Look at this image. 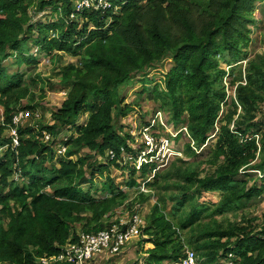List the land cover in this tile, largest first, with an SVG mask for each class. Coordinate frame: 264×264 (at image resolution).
<instances>
[{
  "label": "trees",
  "instance_id": "obj_1",
  "mask_svg": "<svg viewBox=\"0 0 264 264\" xmlns=\"http://www.w3.org/2000/svg\"><path fill=\"white\" fill-rule=\"evenodd\" d=\"M74 5L0 0V264H72L43 258L119 224L113 219L120 208L141 214L152 197L134 264H173L187 249L198 264H264V223L221 218L236 217L264 192V49L253 57L246 51L258 22L264 47V0L131 1L118 13L88 10L76 19ZM45 12L49 21L39 20ZM29 42L52 60L63 52L80 59L61 69L60 83L71 89L50 120L37 117L44 105L33 94L35 80L20 71L38 61ZM14 54L18 69L10 73L6 60ZM166 60L163 81L149 78ZM137 76H145L143 85L127 103ZM148 103L174 128H188L184 157L155 173L156 163L127 161L148 145L136 144L124 122ZM20 112L28 116L16 124ZM143 122L156 138L165 129ZM11 127L18 145L5 135ZM61 144L65 156L54 163ZM112 166L130 168L127 185L139 188L124 190ZM97 176L106 186L85 189ZM109 252L91 264H114L121 252Z\"/></svg>",
  "mask_w": 264,
  "mask_h": 264
},
{
  "label": "rangeland",
  "instance_id": "obj_2",
  "mask_svg": "<svg viewBox=\"0 0 264 264\" xmlns=\"http://www.w3.org/2000/svg\"><path fill=\"white\" fill-rule=\"evenodd\" d=\"M78 2V0H75V3ZM81 17V16H80ZM51 18V14H48L47 12H45L42 16H38L39 20L42 21H49V19ZM261 24L258 22L257 24L251 26L252 29V37H253V42L251 44V46L246 50L247 53L249 54L250 57H253L255 55V53L257 52H261L264 47L261 45L260 39H257V37L259 38L260 35V30H261ZM55 31L51 30L50 34H53ZM259 32V33H258ZM29 48H31V54H34V56L37 58V63L30 65H25L22 64L21 67V72L25 73L26 75V80L30 81L31 79L35 80V85H34V95L37 98V101H42L43 105H44V109H40V112L37 113V117L41 118L42 116L44 117V119H51V116L58 112L59 108H61V105L63 103V101L67 98L71 86L70 85H64L60 83L61 77H62V72L61 69L62 67L66 66L68 63H75V64H79L80 59L78 57H74L66 52L61 53V58L59 59H54L52 60L50 55H46V53L44 51L41 50V48L39 46H35L32 42H29ZM19 60V59H18ZM17 63H19L17 61V56L14 54L13 57L9 58L6 60V64L8 66V71L10 73H12V71H16L18 69V66L16 65ZM236 65V64H235ZM171 66V62L170 60H166L163 62V64H160L158 66L157 69L151 71L149 73V78H155V82H161L164 79V75L165 72H163V70H167L169 69ZM223 67L228 66V64L226 63H222ZM141 77V78H140ZM145 76H137L135 79V83L131 84V86L129 87L128 90V94H127V103H131L135 98H136V90L141 87L143 85V79ZM154 82V83H155ZM226 82H227V91L229 94H232V88L229 85V81L226 78ZM148 87H150V89H152L153 84H150ZM153 105L151 104H146L144 106V109H142V111L138 108L137 110H135L134 112H132V114H130L129 116V120L127 122H124V129H131V134L135 137V143L137 142V140H144V142H153L152 141V136L151 134L147 131V125L144 124L143 121H149L152 122L155 119V113L154 110L152 108ZM28 115V112H20L19 113V117H26ZM143 115H147V117L145 119H143ZM89 116V114H83L80 116L81 122L79 124H81L83 121L87 120V117ZM18 117V116H16ZM262 116L260 115V118ZM165 118V116H164ZM166 120V118H165ZM165 123V121H164ZM176 129L173 127V125L171 124H167V127H165L164 130L162 131H156L155 135H157V138L155 137V139L159 140V141H170L171 144L174 145V147L176 149H178L180 152L183 153L184 150V146L185 143L187 142V139L184 137L183 134H181L179 136V138L176 140H174L173 136L171 135V133L175 134L176 133ZM74 131L72 130V132H65L66 135H71ZM157 133V134H156ZM6 137L8 138H13L14 136V127L8 128L7 131L5 132ZM64 135V133H63ZM76 135V133H75ZM146 138V141H145ZM47 139V137H46ZM14 141V139H13ZM141 142V141H140ZM139 142V143H140ZM138 144V143H136ZM147 144V143H146ZM62 145V144H61ZM58 145L55 148L56 151V157L55 160H53L54 163H57V160L62 157L65 156L64 154V148L63 146ZM5 150V149H4ZM3 151V149H2ZM161 151V149L155 148V151L152 150L151 147H148V150L145 152L143 150H139L138 153L139 155L135 154V158L134 159H129L130 156L127 157V161H129L130 165H139V163H141L140 161H142L143 159L141 158L142 155H144L145 153H149L151 152L152 155H156L157 153H159ZM4 152V151H3ZM184 157V155H183ZM105 158H103L101 160V162H104ZM125 162H123L124 164ZM157 165H160V162L157 161ZM130 168H125V167H111L110 173L113 177L116 178L118 183H124V190H128L130 192V194H132L134 191H136L139 187L135 186V187H129L127 185V183L129 182L128 180H130L129 178V171ZM149 177V175H148ZM13 181H17L18 180H13ZM106 186L105 184V177H98L96 179V182L94 184V186L92 188H90L89 185L85 186V189L88 190H93L96 191V189H102ZM143 187V186H142ZM107 192L105 191H100L98 193V195H106ZM220 193L217 192L215 193L213 196L216 199H219ZM134 196V195H133ZM212 197V195H210ZM156 198L152 197L145 205H143V208L141 210V214L140 217H142L143 219V225L145 224V215L148 213V211H150L152 205L155 203ZM206 203L208 202V199L205 200ZM232 213H229L228 215H226L227 217H221V218H225L231 221H235L238 223H241V225L243 226H247V223H249L250 219H252V221L254 222L255 225H262L264 223V192L262 193L261 196L259 197H255L253 198L251 201H249V204L247 205V207H245V209L241 210L238 212V215L232 216ZM131 216L130 213L127 212L125 209L120 208L117 213H116V217H114L113 220H119L120 222L123 220L129 221L131 220ZM140 236L138 238H135L132 241H129L123 248L121 251V254L117 255L118 257L113 258L114 260V264H134L135 261L137 260L139 254H137L136 250L138 248L137 247V243L140 240ZM146 247V246H145ZM191 250V249H190ZM109 252V251H106ZM105 252V253H106ZM109 254H111L109 252ZM145 256V254H144Z\"/></svg>",
  "mask_w": 264,
  "mask_h": 264
},
{
  "label": "built area",
  "instance_id": "obj_3",
  "mask_svg": "<svg viewBox=\"0 0 264 264\" xmlns=\"http://www.w3.org/2000/svg\"><path fill=\"white\" fill-rule=\"evenodd\" d=\"M131 1H140L145 2V0H78V2L74 5V11L71 14L73 18H79L85 11L94 10V11H101L103 13L107 11H112L113 13H118L122 10L124 5ZM15 118V123L19 124L21 118L19 115ZM28 116V115H27ZM156 121L154 120L152 125H156V123H161L164 127H167V121L164 118V114L161 112L156 113L155 116ZM165 121V123H164ZM149 128H147L148 131ZM176 130V133L171 135L173 136L174 140L178 139L181 134L185 135L188 134V128L186 126H182ZM149 132V131H148ZM150 133V132H149ZM66 135V133H64ZM152 136V135H151ZM185 137V136H184ZM258 139H260L259 134L256 135ZM14 144L18 145V132L17 129L14 127ZM47 139L49 137L47 136ZM146 140V138H145ZM152 143L150 142L147 145L151 147L153 151L155 148L161 149L159 153L156 155H152L151 152L145 153L141 156L143 159L140 161L138 168H140L144 163H157L160 162V165L154 169V173L161 168L167 166L172 158L175 157H183V153L180 152L178 149L171 144L170 141L166 140L159 141L152 136ZM64 147V145H61ZM148 147L145 149L148 150ZM192 147L195 148L194 143ZM197 150V148H195ZM204 149L201 148L198 152H201ZM144 150V152H145ZM66 152V148H64V154ZM261 177L264 176V173L258 171ZM153 175L150 177L152 178ZM142 191L147 192L148 190L143 186L141 188ZM143 225V219L140 217V214L135 215L131 218V220L126 221L122 220L119 224L113 226L111 229L103 230L98 233L82 235L81 240L79 242H71L69 243L63 253L58 256H54L51 258H43L44 263H49L50 261H65L72 264H91L92 261L98 259L99 256L106 251H110L112 253H119L122 251V248L129 242L138 238L141 235V226ZM232 257V255H231ZM228 261L226 264H233L232 259H227ZM173 264H198V258L196 253L193 250L187 249L185 257L179 260H176Z\"/></svg>",
  "mask_w": 264,
  "mask_h": 264
}]
</instances>
